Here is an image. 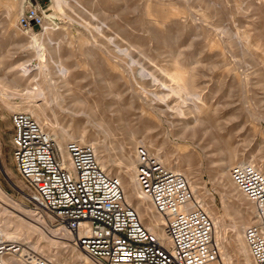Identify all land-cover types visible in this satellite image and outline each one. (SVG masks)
Wrapping results in <instances>:
<instances>
[{"label":"rangeland","instance_id":"rangeland-1","mask_svg":"<svg viewBox=\"0 0 264 264\" xmlns=\"http://www.w3.org/2000/svg\"><path fill=\"white\" fill-rule=\"evenodd\" d=\"M39 2L46 23L27 33L16 27L25 0H0V87L60 94L62 106L39 122L52 136L61 129L79 142L85 133L83 143L95 144L101 163L110 161L108 170L122 180L124 156L135 165L140 145L157 156L161 150L160 159L180 167L211 211L229 264H246L238 232L244 236L255 207L229 171L254 161L264 174V0ZM24 101L0 95V188L35 212L12 160L11 115L27 111ZM137 202L131 199L135 208ZM6 218L0 206V223ZM45 223L47 234L55 230L47 217ZM69 239L52 246L37 235L30 243L55 264L76 257L95 264Z\"/></svg>","mask_w":264,"mask_h":264},{"label":"built area","instance_id":"built-area-1","mask_svg":"<svg viewBox=\"0 0 264 264\" xmlns=\"http://www.w3.org/2000/svg\"><path fill=\"white\" fill-rule=\"evenodd\" d=\"M17 28H43L46 11L39 0H25ZM12 160L30 206L95 264H211L221 251L214 222L196 199L182 173L170 170L148 147L136 155V181L155 214L163 219L160 239L128 203L120 179L103 169L94 147L77 141L65 155L47 128L32 115L13 112ZM230 179L254 205V221L244 241L255 264H264V174L250 164H234ZM31 264H55L19 242L0 235V264L12 257ZM26 260V261H27Z\"/></svg>","mask_w":264,"mask_h":264},{"label":"bare ground","instance_id":"bare-ground-1","mask_svg":"<svg viewBox=\"0 0 264 264\" xmlns=\"http://www.w3.org/2000/svg\"><path fill=\"white\" fill-rule=\"evenodd\" d=\"M40 57H41L40 52H38V58H40ZM40 66H41V64H40ZM41 71H43L44 73H47L48 68L46 66H42ZM52 86H53V84H52ZM48 90L49 89H43V88H39V87H35V88L17 87L16 89H12V90L0 87V95L6 96L9 98H13L14 100H25L23 103L28 104L29 108L26 109L27 111L17 110V112L28 113V114L32 115L36 120L41 121L43 119L47 120V109H51L52 106H56V107L62 106V101L59 100L60 94L54 92L53 90H51V92L50 91L48 92ZM49 97H51V98L55 97V99L49 101L48 100ZM39 102H41V104H39ZM52 131H53V137L56 139V141L58 140L57 141V143H59L58 146L61 149L62 153L65 155L64 143L67 141V139L69 141H77V140H75L73 138V136H70L69 132H67V131H63L61 129H58V131L57 130L56 131L52 130ZM85 135L86 134L84 133L83 136L81 137V139L79 141L80 143L84 142ZM83 144H88V143H83ZM91 146L94 147L96 154L98 156L97 148L95 147L96 145L92 144ZM161 152H162L161 150L158 151L159 159L161 158L160 157ZM98 159H99V156H98ZM99 161H100V159H99ZM100 163H101V161H100ZM122 164L126 167L124 169V172H123V174H124L123 180L124 181L121 179L122 178L121 174L118 176V178L120 179V181L123 185V188L127 194L126 197H127L128 203L133 206V204L131 203V199L133 198V199L137 200L138 202H137L136 210L138 211V213H140L139 216L141 215V212H142L143 215L149 217L151 223L153 224V227H150V230L153 231L154 233H156L161 240L166 239L165 231H164V229H162L163 222H164L163 219L159 215H158V217H156L153 213H151V208L147 204V202L149 203V201L145 198L144 195H142L140 190H138L139 187L137 188L138 184H136L137 181L135 179L136 163L134 165L133 156L130 155L127 158H125V156H124ZM238 164H250V165L255 166L257 169H259V167H257L255 165L254 161H247V162L238 163ZM101 166L103 167V169L107 170L111 166V162L105 161V162L101 163ZM169 169L174 171V172L179 171V173H180V170H179L180 167H177L178 171L173 169V168H169ZM133 171H134V174H133ZM192 190H193V192H195V196H196L197 201L200 200V201H198L200 206L202 208H204L205 202L202 201L200 196L197 194V188L192 189ZM0 206L2 207L4 213L7 214V217H8L5 219V221L3 223H0V235H1V238L4 240L21 243V241H20V237H21V239H25V241L29 242L28 247L31 250L35 251V250H37V247L32 246V244L30 243L31 238L33 236H37V235L42 236V238L47 239L49 241V244L52 246H54V245L60 246L63 243L61 240L69 238V236L66 233L62 232L59 229L51 230L52 229L51 228L50 234H47V229L44 226L46 223H45V220L43 219V216H40L39 213H35L34 211L27 209V207H25L24 205H19V204L15 203L1 188H0ZM252 206H254V205H252ZM204 211L207 213L210 210L206 208V210L204 209ZM16 213H18V214H16ZM247 215H249L248 212L245 214H242L244 221L246 220ZM140 218H141V216H140ZM243 227L245 230L246 228L244 225H242L241 229H243ZM214 228L217 229L215 223H214ZM238 234H239L238 235V244L240 245L241 250L246 257V264H255V262H253L252 257L250 256L248 247L244 241L243 233L241 231H239ZM219 237L220 236L215 231V239H216L217 244L219 245L221 255H220L219 262H215V263H211V264H229L228 249ZM26 256L30 257V254L27 253L24 257H26ZM53 257L60 258L61 254L59 253V254H56L54 256L51 254L49 258H53ZM21 259L22 258H20L19 256L12 257L11 259H9L8 263L9 264H23ZM58 264H60V263H58ZM63 264H68V263L64 261ZM72 264H84V260L82 259V257H76L72 261Z\"/></svg>","mask_w":264,"mask_h":264}]
</instances>
